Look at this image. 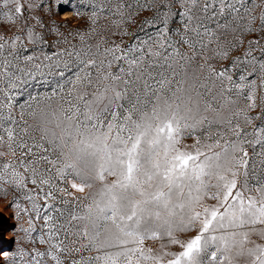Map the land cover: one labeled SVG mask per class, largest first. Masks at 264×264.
Listing matches in <instances>:
<instances>
[{
  "label": "snow or ice",
  "instance_id": "snow-or-ice-1",
  "mask_svg": "<svg viewBox=\"0 0 264 264\" xmlns=\"http://www.w3.org/2000/svg\"><path fill=\"white\" fill-rule=\"evenodd\" d=\"M89 2L93 26L118 17L114 36L144 12L140 30L159 27L130 44L91 27L79 46L50 28L69 46L48 52L42 3L0 0V23L23 20L0 32V183L29 193L37 220L41 193L72 205L47 204L45 250L13 261L264 264V0ZM39 78L55 87L18 103Z\"/></svg>",
  "mask_w": 264,
  "mask_h": 264
},
{
  "label": "rangeland",
  "instance_id": "rangeland-1",
  "mask_svg": "<svg viewBox=\"0 0 264 264\" xmlns=\"http://www.w3.org/2000/svg\"><path fill=\"white\" fill-rule=\"evenodd\" d=\"M38 2L42 3V7L35 9L31 15L38 16L43 23V27H37V30L43 33L48 41L49 47L45 49L48 52H51L56 47L63 48L69 46L63 43L56 45L55 42L62 37L56 32H49L50 28L58 29L59 34H63V37H66L71 43L79 46L80 41L77 33L87 34L91 27H96L100 34L107 36L110 40H116L117 43H120L122 39L124 44L132 43L136 37L145 39V33L149 35L154 34L156 28L159 27V24L155 27L144 26V30L141 31L139 28L140 22L145 16H152L151 12H144L140 16L134 17L135 22L131 25L122 26L127 27L129 35L123 37L114 36L112 33L118 32V29L111 25V20L118 19V17H106L102 15L97 24L93 26L89 20L92 11L89 0H38ZM259 11L260 9H257V14ZM28 15L29 13L25 11L24 17L26 18ZM29 23L34 24L35 21L31 20ZM18 27H23V20L20 18L16 20L14 25L0 23V32L5 35H12L16 32ZM133 33L135 35H133ZM248 38V36H245V44L239 51H233L228 60L217 62L216 67L228 66L232 57L242 55L247 48ZM96 39H98V36L93 35L88 42L95 43ZM229 39H231V37H229ZM261 44L264 45V40L261 41ZM254 54L259 56L258 51H255ZM233 75L235 77V73H233ZM55 79L59 78L57 77ZM52 87H55V83L52 80L48 83H45L42 78L30 81L27 85L22 87L21 90L23 95L17 96V102L24 103L27 100L28 93L36 95L37 93L50 91ZM259 95H264V92L259 93ZM16 111L17 113L19 112L18 107ZM255 112H259V109H256ZM186 142L191 143L192 141L188 140ZM53 182L55 183L56 181L54 180ZM59 186L65 187L63 184ZM28 187L34 188L31 184H29ZM44 190H48L46 186ZM69 190L74 192L75 195L87 194V190H85V193H76L75 190ZM28 194L26 190L17 189L11 184L0 183V250L3 252V255L0 256V264H23V262L18 260L14 262L12 259L13 256L18 254L22 249H27L28 251H31L33 248H37L40 251L45 250L46 246L38 242L39 235L41 233L46 234L47 232V229L43 227L45 224L43 216L51 212L54 218L59 217L58 212L46 208L47 204H53L55 208L64 211L65 216L67 215V211L72 207V205H64L61 203L60 196L62 194L60 193L54 192L57 199L48 201L44 200L43 193H41L38 200L41 205V219L37 220L35 219V212L32 210V202L25 199V196ZM17 204H19V207L16 206ZM24 208H27L28 212L22 211ZM30 216L37 230L31 234L25 231V229L30 227ZM57 222L63 223L64 219L59 218ZM7 235L10 239H7ZM49 264H51L50 261Z\"/></svg>",
  "mask_w": 264,
  "mask_h": 264
},
{
  "label": "bare ground",
  "instance_id": "bare-ground-1",
  "mask_svg": "<svg viewBox=\"0 0 264 264\" xmlns=\"http://www.w3.org/2000/svg\"><path fill=\"white\" fill-rule=\"evenodd\" d=\"M7 239H10V237L7 235ZM1 248V247H0ZM3 255V252H1L0 250V256ZM0 261H1V258H0Z\"/></svg>",
  "mask_w": 264,
  "mask_h": 264
}]
</instances>
